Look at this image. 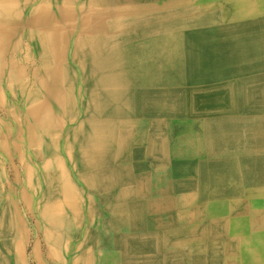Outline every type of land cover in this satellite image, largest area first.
Masks as SVG:
<instances>
[{
	"label": "bare ground",
	"instance_id": "6f19581e",
	"mask_svg": "<svg viewBox=\"0 0 264 264\" xmlns=\"http://www.w3.org/2000/svg\"><path fill=\"white\" fill-rule=\"evenodd\" d=\"M0 264H264V0H0Z\"/></svg>",
	"mask_w": 264,
	"mask_h": 264
}]
</instances>
